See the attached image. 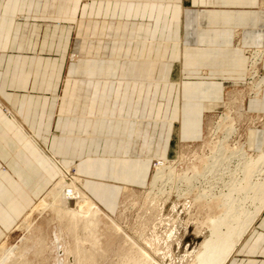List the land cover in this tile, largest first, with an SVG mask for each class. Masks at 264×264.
Returning a JSON list of instances; mask_svg holds the SVG:
<instances>
[{
	"label": "crops",
	"instance_id": "obj_1",
	"mask_svg": "<svg viewBox=\"0 0 264 264\" xmlns=\"http://www.w3.org/2000/svg\"><path fill=\"white\" fill-rule=\"evenodd\" d=\"M248 49L264 51V0H0V244L58 179L52 159L106 208L148 187L240 91ZM246 109L258 153L264 93ZM258 218L228 264H264Z\"/></svg>",
	"mask_w": 264,
	"mask_h": 264
},
{
	"label": "bare ground",
	"instance_id": "obj_2",
	"mask_svg": "<svg viewBox=\"0 0 264 264\" xmlns=\"http://www.w3.org/2000/svg\"><path fill=\"white\" fill-rule=\"evenodd\" d=\"M263 59L264 51L257 52L253 66L261 64ZM255 88L254 99L262 98L264 78ZM240 114L245 116L246 111ZM222 129L221 137L217 134ZM213 136L215 141L208 156L195 157L191 161L182 155L179 161L170 166H158L150 187V192L158 191L166 195L175 191L187 199L197 190V203L207 207L210 213L220 209V215L216 213L208 217L206 225H209L211 237L203 244V252L198 255L196 264H228L264 210V147L260 153H249L238 121L229 114L222 118ZM187 162H191L192 166L181 173L179 168ZM83 184L84 180L74 169L62 175L51 190L55 199L53 209L60 226L58 238L53 241V248L47 245L46 239L36 237V240L40 243V253H37L44 254L50 249L58 252L57 258L54 256L57 262L53 258L55 264H65L66 261L67 264H103L110 255L111 228L104 224L105 214L102 215L98 204L86 192ZM134 191L125 189L124 194ZM44 206V201L40 202L18 227L31 228L33 214ZM155 214L156 221L161 213L156 211ZM142 248L133 243L122 247L117 255L120 261L117 264H161ZM6 250L4 242L0 246V264H34L28 260L30 249L25 248V253L19 251L11 256Z\"/></svg>",
	"mask_w": 264,
	"mask_h": 264
},
{
	"label": "rangeland",
	"instance_id": "obj_3",
	"mask_svg": "<svg viewBox=\"0 0 264 264\" xmlns=\"http://www.w3.org/2000/svg\"><path fill=\"white\" fill-rule=\"evenodd\" d=\"M260 51V49H248L246 51L245 55L248 58L246 81L242 87H239V92L226 93V108L219 117L212 119L204 140L197 144L184 146L182 149L183 151L174 159L163 161L155 159L152 164V178L148 187L133 189L135 190L134 193L129 192L130 194H120L115 196L114 200H117V202L112 203L110 208L98 204V208L101 210L102 215L105 214L103 216L105 220L104 224L110 226L112 232V238L109 244V250L111 252L108 259L103 264L119 263L120 261L117 255L119 254L120 249H122V247L126 248V246L131 243L137 245L139 248L143 247V250L161 264H196L198 255H200V252H203V244L211 237V232L208 227L209 225H206L208 224V217L209 215H220V209L217 210L214 208L215 211L213 210L210 213V210H208L207 207L203 206V204L201 205L200 203H197L196 200L199 195L197 190L190 195L192 197L189 196L187 199L180 197L175 191L166 195H162L158 191L150 192V187L154 182L158 166L162 168L170 166L179 161L182 155L191 161L195 160V157L203 158L205 155L208 156L210 149L212 148L211 146L213 145L212 143L215 141L213 135L216 132V128L221 123L222 118L226 117V115L229 114L238 121L241 135H243L244 138L247 128L250 129L251 127L260 129L262 126V118L260 116L257 117V115L251 113H246L245 116L240 114L244 111L247 112L246 104L249 101V98H255V87L264 78V68L262 63L258 66H253V58L255 54ZM3 112L7 116H13L6 108H3ZM222 133L223 129L222 131H219L217 135L222 137ZM27 135L31 136L33 134L29 132ZM34 140L37 142L36 138H34ZM40 149L47 156L49 152L46 147L41 145ZM261 151L262 149L258 153ZM248 152L254 153L249 150ZM52 161L54 162L53 165L55 169L59 173L58 179L53 183L51 189L45 196L44 193H42L39 195V199H34V202L30 205L31 209L29 213L21 221L17 222L16 226L11 229L6 239L0 244L1 246L6 242L8 256H11L12 253H18L19 251L25 253L23 249L27 248L28 250L30 249L28 260L30 262L33 261L32 263L34 264H55L57 262L56 258L58 252H56V250L50 249L44 254H39L40 243H38V239L36 238L46 239L47 245L53 248V241L58 238L60 229L59 221L56 218L53 209L55 199L51 194V190H53V186L59 183L61 176L66 174L69 170L67 171L62 168L59 163L55 162V159H52ZM191 166V162H187L181 165L179 170L181 173H185L187 171L186 169ZM197 166L200 165L197 164ZM106 192L104 191L103 194H106ZM42 201H44L45 206L42 210H36L33 214L32 227L19 228L18 226H20L25 218L28 217ZM156 211L161 214L160 218L155 221ZM213 212H215V214ZM34 243L36 245H34ZM61 257H63V254H61ZM53 258L56 259V262H54L55 260ZM67 263L68 261L65 262V264Z\"/></svg>",
	"mask_w": 264,
	"mask_h": 264
}]
</instances>
